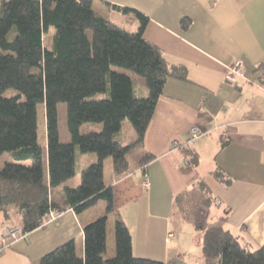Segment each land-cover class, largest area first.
<instances>
[{"label": "trees", "instance_id": "1", "mask_svg": "<svg viewBox=\"0 0 264 264\" xmlns=\"http://www.w3.org/2000/svg\"><path fill=\"white\" fill-rule=\"evenodd\" d=\"M0 2V157L12 153L16 161H31V165L8 162L0 172V212L7 218L9 211L18 216V227L27 235L44 227L54 213L72 210L81 215L105 204L104 214L83 229L82 256L76 241L70 240L37 264H185L181 258L163 263L135 257L131 232L116 209L114 189L104 183V162L112 158L116 174L128 170L127 155L144 145L167 80L188 81L187 69L169 65L159 48L96 13L93 0ZM189 23L183 20V28ZM115 69L144 79L148 95L137 91L129 74ZM10 89L19 94L3 97ZM98 94L106 98L89 101ZM61 103L68 106L70 144L60 140ZM39 104L45 105L49 179L38 142ZM126 122L137 136L130 145L116 138ZM85 124H99L101 129L83 133ZM77 148L79 154H96L98 160L81 171V184L66 188L57 201L54 190L77 174ZM182 150L191 166L199 164L197 153L186 146ZM143 155L139 167L145 173L155 156ZM213 175L227 186L232 182L221 168ZM211 202L202 181L175 199L186 219ZM110 217L114 218L111 256ZM199 240L203 264H264V247L250 251L223 227L201 229Z\"/></svg>", "mask_w": 264, "mask_h": 264}, {"label": "crops", "instance_id": "2", "mask_svg": "<svg viewBox=\"0 0 264 264\" xmlns=\"http://www.w3.org/2000/svg\"><path fill=\"white\" fill-rule=\"evenodd\" d=\"M93 9L159 48L169 65L188 73V81L171 77L166 82L141 147L143 154L155 156L145 173L140 167L131 173L113 170L111 183L104 182L114 189L135 257L163 263L181 258L192 264L189 244L195 237L201 249L200 230L210 227L230 231L250 251L264 247V0H93ZM183 20L190 22L186 29ZM239 62L244 78L228 80ZM194 127L201 136L190 141ZM185 146L198 154L197 166L188 163ZM95 162L92 158L87 164ZM217 168L229 174L230 185L214 177ZM200 181L210 190L211 206L186 219L175 199ZM79 185L65 184V189ZM98 209L57 215L55 222L10 242L0 264H37L70 240L82 256L83 229L104 214L105 204ZM8 217L0 212V246L7 225L21 227L18 216L9 211ZM109 222L111 256L114 218Z\"/></svg>", "mask_w": 264, "mask_h": 264}, {"label": "rangeland", "instance_id": "3", "mask_svg": "<svg viewBox=\"0 0 264 264\" xmlns=\"http://www.w3.org/2000/svg\"><path fill=\"white\" fill-rule=\"evenodd\" d=\"M0 6H1V2H0ZM115 70L129 74L133 79L136 80L137 91L140 92L142 94V96L148 95V91L146 89L144 79L137 77L134 74H132L128 71L122 70V69H115ZM18 94L19 93L17 91L10 89V90H7L3 94V97L12 98L14 96H17ZM105 98H106L105 94H98V95L92 97L89 101L94 102V101H99V100H102ZM58 113H59L60 140L63 144H70L71 143V136H70V133L68 130V106H67V104H65V103L59 104ZM38 124H39L38 142H39L40 146L43 148L45 173H46V178H48L49 172H48V158H47V125H46V119H45V105L44 104L38 105ZM100 129H101V125H99V124H85L82 127L81 131L83 133H89V132L99 131ZM136 137L137 136H136L135 129L132 127V125L129 122H126L124 127H123L121 134L117 135L116 138L120 142H122L124 145H130L136 140ZM141 150H142L141 148L133 149L127 155V159L129 162V167H128L127 172L131 173V172H133V170L135 168L139 167L140 160L144 157ZM77 153L79 156V158L77 160V165H76L77 174L74 178H72L71 180L67 181L66 183L61 185L59 188L54 190L57 201H59L61 198V195L64 194L65 184L74 185L76 181H78L79 184H81V171L84 168L89 167L93 164V163L87 164V163H90L92 158H97V160H98V157L96 154H79L80 153L79 148H77ZM8 162H15V163L22 164V165H31L30 160H28V161H16L13 158L12 153H5L0 157V172L3 170L5 164ZM113 170H114L113 160H112V158H108L104 162V182L106 184L111 183V181H112L111 177H112V175H114ZM71 187H74V186H71ZM102 206H104V203L100 202L98 204V206L93 208L92 210H99L98 208H101ZM128 210H130V212L132 211L131 208H129ZM121 212H123V211H121ZM124 213L126 215L125 211H124ZM177 216L178 215L175 216V220H176ZM110 219L112 220L113 218L110 217ZM176 223H177V225H179L180 222H177V220H176ZM6 228L15 229V230L20 231V228L18 227L17 224H15V225L13 224L11 226L7 225L4 229L5 230L4 233H6ZM184 239L186 240V239H188V237H184ZM194 239H195V237H194ZM194 239H193V242L191 244H189L190 246H192V248H191L192 253H190L189 258L191 259L192 264H200L201 261H202L201 264H203V256H202V252L200 249V245H198L197 244L198 241L196 239L195 240Z\"/></svg>", "mask_w": 264, "mask_h": 264}, {"label": "built area", "instance_id": "4", "mask_svg": "<svg viewBox=\"0 0 264 264\" xmlns=\"http://www.w3.org/2000/svg\"><path fill=\"white\" fill-rule=\"evenodd\" d=\"M244 76H245L244 63L239 62L235 64L233 67H231L227 75V79L233 81L235 78H244ZM200 136H201V132L197 127H194L189 131L190 141L197 140ZM144 186L146 189L150 188V182L148 177H145ZM56 220H57V214L54 213L51 215L50 221L48 222H55ZM21 236H25L23 233H21V231L6 228V233H3L1 237V241L3 244L0 246V254L7 247V245L10 244V242L19 239V237Z\"/></svg>", "mask_w": 264, "mask_h": 264}]
</instances>
